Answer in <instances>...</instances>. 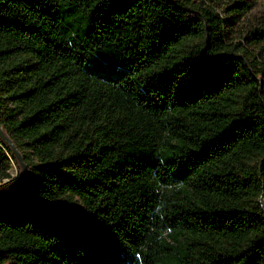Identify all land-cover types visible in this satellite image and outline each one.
<instances>
[{"label": "trees", "instance_id": "1", "mask_svg": "<svg viewBox=\"0 0 264 264\" xmlns=\"http://www.w3.org/2000/svg\"><path fill=\"white\" fill-rule=\"evenodd\" d=\"M258 1L0 0V264H264Z\"/></svg>", "mask_w": 264, "mask_h": 264}, {"label": "rangeland", "instance_id": "2", "mask_svg": "<svg viewBox=\"0 0 264 264\" xmlns=\"http://www.w3.org/2000/svg\"><path fill=\"white\" fill-rule=\"evenodd\" d=\"M264 8V0H259L255 6L245 15V20L248 18H252L254 15L259 14ZM217 12L223 18V28L225 33L228 36H233L235 34V27L232 24L233 18L224 10V6H221L217 9ZM240 38H235L234 41L239 40ZM244 48H248L246 43H243ZM251 49L256 52L257 48ZM264 55V52H262ZM85 69L89 72H92L97 75H101L104 77H119L122 76L123 70L119 69L111 64L102 63L98 60H88L85 64ZM11 170H15V174L13 172L9 173L10 178L6 181H3L4 189L7 190L12 184L20 177V168L19 165L13 161L10 162ZM9 181V182H8ZM2 182V179H0ZM131 254L125 246L116 247L106 249L105 251H95L89 250L85 251L80 255V263L81 264H128L131 261Z\"/></svg>", "mask_w": 264, "mask_h": 264}, {"label": "water", "instance_id": "3", "mask_svg": "<svg viewBox=\"0 0 264 264\" xmlns=\"http://www.w3.org/2000/svg\"><path fill=\"white\" fill-rule=\"evenodd\" d=\"M0 137L6 140L8 144L10 145L14 155L16 156V159L18 161V165L20 168V172H21V177L17 179L12 186L8 188L9 190H2L4 189V184L3 185L0 184V197H3V196L10 195L11 193H13L16 189L20 187V185H22L28 179V171H27V166L22 159L21 153L17 150L15 145L12 143V141L3 133L1 127H0ZM10 170H11V166L8 169L9 173H10ZM7 178L8 177L3 178L2 182L0 183H3V181L6 180Z\"/></svg>", "mask_w": 264, "mask_h": 264}, {"label": "bare ground", "instance_id": "4", "mask_svg": "<svg viewBox=\"0 0 264 264\" xmlns=\"http://www.w3.org/2000/svg\"><path fill=\"white\" fill-rule=\"evenodd\" d=\"M11 172H13V173L15 174V170H14V171L10 170V173H11ZM8 179H9V178H8ZM6 180H7V179H6ZM6 180H4V181H6ZM8 182H9V181H8Z\"/></svg>", "mask_w": 264, "mask_h": 264}]
</instances>
